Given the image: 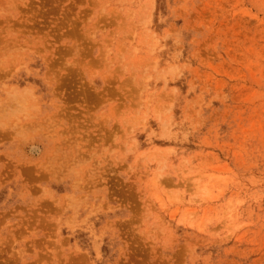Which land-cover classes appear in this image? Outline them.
I'll return each instance as SVG.
<instances>
[{"label":"rangeland","instance_id":"rangeland-1","mask_svg":"<svg viewBox=\"0 0 264 264\" xmlns=\"http://www.w3.org/2000/svg\"><path fill=\"white\" fill-rule=\"evenodd\" d=\"M0 264H264V0H0Z\"/></svg>","mask_w":264,"mask_h":264},{"label":"bare ground","instance_id":"bare-ground-1","mask_svg":"<svg viewBox=\"0 0 264 264\" xmlns=\"http://www.w3.org/2000/svg\"><path fill=\"white\" fill-rule=\"evenodd\" d=\"M33 150V149H32ZM35 150V149H34Z\"/></svg>","mask_w":264,"mask_h":264}]
</instances>
